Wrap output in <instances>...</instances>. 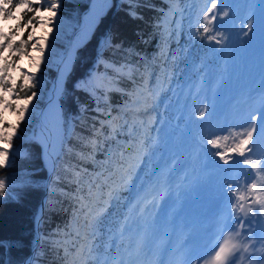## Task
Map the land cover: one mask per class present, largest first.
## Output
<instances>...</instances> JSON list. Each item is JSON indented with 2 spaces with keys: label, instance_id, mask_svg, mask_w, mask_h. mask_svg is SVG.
<instances>
[{
  "label": "trees",
  "instance_id": "obj_1",
  "mask_svg": "<svg viewBox=\"0 0 264 264\" xmlns=\"http://www.w3.org/2000/svg\"><path fill=\"white\" fill-rule=\"evenodd\" d=\"M90 1L61 0L60 12L76 23L74 30ZM168 1L135 0L130 7L129 0H113L90 37L77 49L72 69L64 79L58 97L64 137L51 179L53 170L35 137L38 110L46 99L41 97L31 118L20 123L12 139V147L8 149L6 164L0 165V179L5 181L4 195L0 196V264H22L36 245L38 248L32 264H67L74 252L73 242H67V238L70 234L75 235L69 222L78 213L83 216L89 207L95 211L105 202L110 215L103 231L97 236L103 237L105 245L114 238L119 245L122 241L114 233L123 224L122 217L130 216L139 223V214L134 212L131 201L135 192L145 186L151 187L156 180L167 181L170 170L161 174L157 169L171 156L179 165H185L176 154L169 156L168 151L163 159L155 158L152 153H161L160 149L165 151L166 147L119 129L118 123L116 127L108 123L109 119L114 123L119 114L125 117V121H131V114L120 109L119 105L135 100L133 92L148 80L166 77L170 85L177 77L180 83H185L187 74L204 77L207 66H211L217 74L230 71L221 44L206 39L210 33L202 32L203 23L197 28L198 39L193 40L186 33L180 37L163 33L159 21L163 8L169 7ZM226 1L220 0V14L224 13ZM131 10L135 11L136 18L130 15ZM31 15L25 14L21 23H26ZM33 23L39 26L37 21ZM16 24V20L6 24L2 21L0 28L11 33ZM31 30L18 32L13 41L14 47L21 39L26 40ZM74 30L59 34L54 40L53 47L36 73L38 83L35 90H39L41 80L45 91L54 82L58 60L69 48ZM210 35L216 36V39L219 37L215 32ZM165 46L173 51V56L163 52ZM30 50L29 44L20 61ZM12 59H17L14 53ZM105 61L112 62L116 67H108ZM167 61L169 64H166ZM128 63L132 64L131 72L119 69V66ZM95 69L100 73H109L103 87H92V92L79 88L78 83L91 76ZM10 71L19 78L20 73L15 68ZM168 103L165 108L167 118L194 126L195 121L192 123L189 117L188 120L180 119L179 110H171ZM8 113L15 116L14 121L8 119ZM8 113H5L6 121L15 124L16 115L11 110ZM192 113L197 114V110ZM187 142L192 143L191 138ZM139 162L142 167L136 170ZM44 198L46 205L43 207ZM128 237L124 236V244L128 243ZM84 253L82 264H94L87 257V252Z\"/></svg>",
  "mask_w": 264,
  "mask_h": 264
},
{
  "label": "rangeland",
  "instance_id": "obj_2",
  "mask_svg": "<svg viewBox=\"0 0 264 264\" xmlns=\"http://www.w3.org/2000/svg\"><path fill=\"white\" fill-rule=\"evenodd\" d=\"M217 2L218 8L213 10L212 13L217 16L215 26L208 25L203 19V11L210 7L208 0H186L182 3L179 0H172L169 2L170 7L162 14L159 24H161V30L166 36L174 34L180 37V35L186 33L193 40L199 38L197 28L200 23H203V27L207 26L212 29L210 34L213 32L216 34L223 33V37L219 35L217 39L221 40L222 53L226 57V66L230 68V71L228 73L219 72L220 74H217V78L210 71L209 67L211 66H208L206 78L198 74L195 78H189L185 85H179V82L174 79L172 87L167 86L166 77L154 82L148 83L146 81L140 85L137 91L133 92L135 93L134 102L121 105L124 111L131 113V121H125V117L123 116V118L121 115L116 119L120 123L119 125L123 126L122 128L127 127L129 132L137 134V137L152 138L153 141L169 149L170 153L174 150L172 145L179 146L181 144L184 147L181 146L185 154L177 153L189 160V167L180 170L176 174L177 179L174 180L169 177L164 183L156 180L151 186L152 190L146 186L136 194V198L138 194L139 196L134 210L136 211L137 208L144 210L142 215L139 213V224L141 226L147 225L153 235L160 234L163 236L157 242L155 241L152 246L154 255L149 257V259L153 261L163 259L162 254L167 246H171L167 264H183L185 260L183 254L184 242L189 235V232L185 230L186 223L184 221V211L182 210L184 200L182 196L185 190L192 195L201 217L210 230L215 228V231L220 236L222 229L227 227L228 219L226 217L216 218L217 221L214 223L213 218L216 210L220 213L224 211L225 214L229 213L228 201L224 197L223 191H227V185L236 180L237 174L234 171H229L228 177H221L209 170L211 164L215 166L217 158L214 156L216 149L209 146L207 140L210 137V133L220 134L221 130L225 128L236 126L237 130H239V126L244 124L247 119V111L253 104H256L255 102L252 103L249 93L253 89H264V4H261V0H227L223 5V9L224 12L228 13V16H224L223 14L218 15L221 5H219L220 2L218 0ZM2 21L0 19V24ZM54 24L55 28L48 33L45 56L53 47V42L59 34H68L76 26L72 19L64 17L60 9L54 18ZM249 24L252 26L251 30L248 28ZM38 28L40 27L38 26ZM163 51L170 54V56L173 55V51L168 49L167 46L163 48ZM65 54L66 52L60 55L57 69L60 67ZM28 55L20 61V67L31 73V65L35 63V60L30 63L27 60ZM106 65L112 66L108 62ZM126 72H131V70L127 67ZM108 76L109 73L107 71L102 73L95 71L90 77L86 78L88 87H102ZM80 87H82L81 83ZM47 91L44 90L43 81L41 80L38 90L39 95L34 100L35 106L32 109V113L37 108V101L41 97L47 99L49 94ZM242 96L244 99L241 100ZM168 97L172 98L169 100L168 105L173 111L179 110L180 119L185 118L188 120L189 117L192 119V123L195 121L193 129L196 132L193 131L192 127L183 125L181 121L173 125V122L164 117V103L170 99ZM57 103L60 127L57 132L58 140L55 146V154L60 152L64 137L60 102L57 100ZM195 107L199 108L198 114H191L190 110ZM205 107L209 109V114L206 119L202 120L199 113ZM245 107H247V110L244 109ZM7 116L9 120H15L13 114L8 113ZM158 125L161 127L156 128ZM175 126L177 127L176 130L172 128ZM198 132L199 136L196 134ZM187 135L195 138L193 144L184 142ZM0 146L7 147L8 145L0 144ZM160 150L161 153H154L155 158H162L165 155L164 149ZM170 159L160 165L157 169L159 173L164 174L163 172L166 168L173 169L176 172L173 166L177 161H171ZM140 165L141 162L138 163L136 170L142 167ZM175 167L177 169V166ZM194 171L199 176L193 174ZM175 183L179 190L176 196L171 197L168 194L169 186L176 185ZM239 183L243 190L245 185L241 182V179ZM97 194L100 195L99 192ZM171 199L175 200L176 206L173 204V207L167 208ZM245 204L250 206L249 201H246ZM254 208H258V206ZM258 215L261 218L262 234L264 233V214L258 213ZM133 221H136V219H130L129 223ZM85 224L86 220L79 221V224L72 221L70 229L77 228L83 236L86 231H91L90 228L85 227ZM126 235L135 236V228ZM223 235H227V232L224 231ZM170 236L172 237V242L168 240ZM67 239L70 240L71 238ZM254 243L255 247L250 250L247 264H264V254L259 250L260 245L255 241ZM79 244L85 243L82 240ZM85 251L87 250L85 249ZM71 260L72 262H69V264L81 263L80 260ZM204 260L196 264H204Z\"/></svg>",
  "mask_w": 264,
  "mask_h": 264
},
{
  "label": "snow or ice",
  "instance_id": "obj_3",
  "mask_svg": "<svg viewBox=\"0 0 264 264\" xmlns=\"http://www.w3.org/2000/svg\"><path fill=\"white\" fill-rule=\"evenodd\" d=\"M134 2L135 0H129L130 7ZM208 3L210 7L203 11V19L208 25L215 26L217 16L212 13L218 8V2L208 0ZM261 4H264V0H261ZM60 5L61 0H36L35 3L33 0H0V19L5 24L10 20L17 21L11 33L0 28V144L8 145V148H0V165L6 164L12 139L17 134L20 123L31 118L35 106L34 100L39 95L35 90L38 83L36 73L40 70L41 62L45 57L48 36L45 34L36 37L37 25L33 22L37 21L40 28L54 25V18ZM28 13L32 15L26 23H21L23 16ZM130 15L136 18L134 10L130 11ZM223 15L228 16V13L224 12ZM251 27L249 24V30ZM28 28L32 30L28 32L27 39H21L19 45L14 47L16 34ZM211 30L207 26L202 27V32L205 34H209ZM218 35L223 37V33ZM206 39L221 44V40L216 39V36L209 34ZM29 44L32 51L39 54L32 58L35 63L31 65V73L20 67V59L27 52ZM13 53L17 59H12ZM13 68L20 73L19 83L10 71ZM10 110L16 115L15 124L5 119V113ZM208 114L207 107L199 113L202 120L206 119ZM113 131L116 129L113 128ZM207 144L216 149L214 156L217 158L215 162L217 168H221L224 172H237L236 180L227 185V191H223V195L228 201L229 215L235 217L238 227L229 224L222 229L217 243L208 254L210 258L204 260V264H242L246 259L245 254L255 247L252 238L244 229V224L249 222L248 214H264V92H261L258 102L247 111V119L239 126V130L233 126L222 129L220 134L210 133ZM241 177L245 185L243 190L239 183ZM4 188L5 181L0 179V196L4 195ZM109 195L112 198V194ZM246 201L250 202V206H246ZM256 205L258 208L254 212ZM136 211L142 215L144 210L137 208ZM108 215L110 212L107 202L104 206H97L95 211L88 208L85 227L90 228L91 231H86L83 236L78 231L77 237L90 242L79 244L78 241H74V251L83 255L86 249L87 257L90 261H94V264H166L164 259L158 261L149 259L154 255L152 246L156 238L147 225L141 226L136 221L129 223L130 216L122 217L123 224L119 225L122 242L119 245L115 238L106 245L102 243L103 237H98L97 233L103 231ZM133 228L136 230V235L129 236L128 243L124 244V236L131 233ZM224 231L227 235H223ZM255 242L259 243V250L264 254V233L255 237ZM193 258L201 259V257H188L183 264H191Z\"/></svg>",
  "mask_w": 264,
  "mask_h": 264
},
{
  "label": "bare ground",
  "instance_id": "obj_4",
  "mask_svg": "<svg viewBox=\"0 0 264 264\" xmlns=\"http://www.w3.org/2000/svg\"><path fill=\"white\" fill-rule=\"evenodd\" d=\"M112 0H92L90 6L87 8L84 17L81 21L82 25L80 30L76 33V35L74 36L71 44H70V48L68 50V52L65 54L64 59L62 60L60 67H59V72L57 75V82L50 88L49 90V94H48V98L46 101V104L44 105V107L40 110V117L39 120L37 121V137L40 141V144L42 145L43 148V152L44 155L46 157V159H48L49 164L53 165V163H55L56 159H55V146L57 144V140H58V136H57V132L58 129L60 127L59 125V114H58V103H57V99L58 96L60 94V90H61V86L63 84V82L65 81V77L67 76V74L69 73V71L71 70V66H72V62L74 59V54L77 51L78 47L80 46V44H82V42L84 40H86L91 34L93 28L95 27V25L97 24V21L100 19V17L107 11L108 7L110 6ZM53 28H55V24L54 25H47L44 28H38L36 30L35 36L39 37L42 35L47 34L49 31L53 30ZM39 54L37 52L32 51V49L29 52V55L27 57V60L32 63L34 61V57L38 56ZM29 63V64H30ZM81 85L82 87H88L87 84V80L84 79L83 81H81ZM261 92L264 91H257L256 95L253 94V90H251V92L249 93L250 96L249 98L252 100V102L257 103L260 97ZM241 100L244 99V97L242 96V98H240ZM244 109L247 110V107H245ZM178 151L181 154H185L184 153V149L178 147L177 148ZM212 173H216L221 175L222 177H228L229 174L228 172H224V171H216V169L212 172ZM193 174L199 176L197 174L196 171L193 172ZM178 191V187L173 186L171 187V189L169 190L168 194L171 197H174V195H176ZM176 206V202L174 199L169 200L167 208L169 207H173L172 205ZM258 206V205H257ZM254 206V207H257ZM185 210V208L183 209ZM256 208H254V212H255ZM186 212V210H185ZM219 211L216 210L215 214L218 213ZM227 214V215H226ZM225 211L222 213L221 218H227L228 223L227 226L229 224L231 225H235L238 227V225L235 224V217L234 216H230L229 213H226ZM226 215V216H225ZM247 220L249 222L245 223V227L244 229L246 230L247 234L249 237L252 238L253 242L255 241V237L259 236L262 232V225H261V218L260 216L257 214H248ZM215 221V218L214 220ZM204 239L209 242L210 238L212 235H214V233L216 232L215 229L212 231V234L210 236V233H208L206 230H204ZM156 239L155 241L157 242L158 239H161L163 236L159 235H153ZM170 242H172V237L170 236L168 239ZM186 244H184V259L188 258V257H201L200 260H196V259H192L191 260V264H195L198 261L204 260V259H209V253L212 250V245H210L208 247V249L204 252V254H199L197 251H195L193 249L192 246V239L188 242H184ZM170 248L171 246H167L166 247V252L164 251L162 256L163 259L165 260L166 264L168 262L169 259V253H170ZM251 250V249H250ZM250 252L246 253V259L242 262V264H247V258L249 257Z\"/></svg>",
  "mask_w": 264,
  "mask_h": 264
},
{
  "label": "water",
  "instance_id": "obj_5",
  "mask_svg": "<svg viewBox=\"0 0 264 264\" xmlns=\"http://www.w3.org/2000/svg\"><path fill=\"white\" fill-rule=\"evenodd\" d=\"M92 1V0H91ZM90 4H91V2L89 3V6H90ZM88 6V7H89ZM87 7V8H88ZM87 8L84 10L85 12H86V10H87ZM85 12L83 13V15H82V18H81V21H82V19H83V17H84V14H85ZM98 22V21H97ZM81 23V22H80ZM81 25H82V23L80 24V26L76 29V31L74 32V36L76 35V33L80 30V28H81ZM74 36H73V38H74ZM73 38H72V40H73ZM72 42V41H71ZM58 75V74H57ZM55 81H54V83L52 84V86L58 81L57 80V76L55 77V79H54ZM51 86V87H52ZM46 103V102H45ZM44 107V106H43ZM47 163L49 164V162H48V159H47ZM50 165V167L52 168V170L54 171V167H55V163H53V165H51V164H49ZM53 176V172L51 173V176H50V178ZM45 202H46V198L44 199V202H43V206H45L46 204H45ZM37 245L35 246V248H34V251H33V253L32 254H30L28 257H26L25 259H24V261H23V263L22 264H31L33 261V259L35 258V252L37 251L36 249H37Z\"/></svg>",
  "mask_w": 264,
  "mask_h": 264
}]
</instances>
